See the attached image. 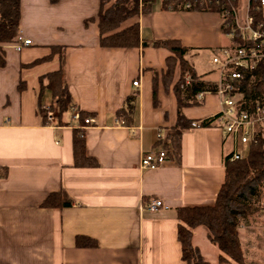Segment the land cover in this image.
<instances>
[{
  "label": "crops",
  "instance_id": "0c3cea01",
  "mask_svg": "<svg viewBox=\"0 0 264 264\" xmlns=\"http://www.w3.org/2000/svg\"><path fill=\"white\" fill-rule=\"evenodd\" d=\"M162 3L155 0L137 20L149 46L124 49L100 44L101 0H21L17 37L32 43L21 51L15 41L0 45V264H187L178 210L214 205L227 157L245 145L217 123L191 127L217 116L220 98L209 93L180 107L181 60L152 45L180 41L199 80L215 85L211 60L230 44L221 14L165 10ZM59 48L72 106L90 124L71 109L70 118L60 116L48 88V75L61 68ZM205 52L210 59L201 70ZM52 108L49 120L44 113ZM124 109L129 116L120 114ZM76 138L84 140L93 165L76 164ZM160 147L167 161L142 168V157ZM58 192L71 205L44 207ZM156 199L164 208L148 210ZM203 228L193 230L192 242L209 264H264V200L239 226L243 263L221 262L220 248Z\"/></svg>",
  "mask_w": 264,
  "mask_h": 264
},
{
  "label": "trees",
  "instance_id": "16d2710c",
  "mask_svg": "<svg viewBox=\"0 0 264 264\" xmlns=\"http://www.w3.org/2000/svg\"><path fill=\"white\" fill-rule=\"evenodd\" d=\"M59 1L51 0L54 4ZM154 3L155 0H101L98 13L101 46L124 49L149 46L141 40L137 20L142 14L150 13ZM189 3L192 5L190 10L213 11L220 14L225 11L230 12L237 7V0H163L162 8L175 11L187 10L185 6ZM258 4L259 1H252V11L260 19H263L262 12L256 10ZM20 19L21 0H0V45L15 41ZM222 29L225 31L223 27ZM152 45L170 50L181 60V78L176 86L180 107L181 105L199 104L196 96L200 92L215 91L214 85H207L199 80L185 58L189 49L184 47L180 41L166 40L155 42ZM55 52L59 54L61 68L48 75V88L57 101L59 114L62 116L70 111L72 98L65 81L64 51L59 48L54 49ZM187 74H191L194 79H198L200 82L191 84L186 90H183L182 86ZM260 74L263 75L262 78H259L251 87L244 88L243 102L245 105L246 103L247 105L255 103L257 100H264V71ZM129 110H131L130 106ZM128 111L124 109L120 114L129 116ZM85 117V114L81 112L80 118L86 119ZM214 118L205 120L202 124L209 126ZM178 124L180 128L185 125L181 115H179ZM179 137L178 134L173 138L174 153H178ZM245 150L241 161L232 162V155L227 157L225 182L214 205L185 207L178 210L180 221L178 236L182 244L183 259L187 264H209L192 242L193 230L197 227L206 228L210 241L218 245L222 252L221 262L226 261L228 257L238 263H243L239 226L243 219L260 208L264 198V129L257 132L256 142L252 141L245 145ZM75 158L77 165L94 164V160L87 156L83 139L76 138ZM43 205L48 208L66 207L71 205V201L63 192H58L50 194Z\"/></svg>",
  "mask_w": 264,
  "mask_h": 264
},
{
  "label": "built area",
  "instance_id": "2783aa9c",
  "mask_svg": "<svg viewBox=\"0 0 264 264\" xmlns=\"http://www.w3.org/2000/svg\"><path fill=\"white\" fill-rule=\"evenodd\" d=\"M252 1L249 0L247 7L243 9L240 0H237L235 9L221 14L224 34L230 39V44L216 49L211 60L219 75V80L214 85L215 91L200 92L196 96L199 102H202L209 93H214L220 98L221 109L212 123H217L225 132L232 135L240 145H246L252 141L256 142L257 132L264 129V100H257L248 105L243 102L244 88L254 85L259 78L263 77L260 72L264 71V15L263 19H260L252 11ZM254 1H259L256 10L263 14L264 0ZM191 7L190 3L185 6L187 10H190ZM31 43V40H23L22 37H17L15 47L21 51ZM198 82H200L198 79L196 80L191 74H187L182 89L186 90L191 84ZM138 84V81L134 82V86H138ZM71 111L74 118H80V112L76 106H72ZM44 116L52 120L54 114L47 109ZM92 122L93 120L89 118L85 120L86 124ZM202 123L201 121H193L191 127L199 128L203 126ZM157 137L159 143L163 145L164 140L161 131ZM167 159V151L163 147L156 148L142 157L141 167L156 169L162 166ZM242 159V151L236 150L232 154V162H238ZM164 206V203L157 199L147 203V209L150 211H157Z\"/></svg>",
  "mask_w": 264,
  "mask_h": 264
},
{
  "label": "rangeland",
  "instance_id": "374dc122",
  "mask_svg": "<svg viewBox=\"0 0 264 264\" xmlns=\"http://www.w3.org/2000/svg\"><path fill=\"white\" fill-rule=\"evenodd\" d=\"M241 1V4H242V8L243 9H245L246 7H247V4L249 3V0H240ZM239 6V5H238ZM240 7V6H239ZM263 15H264V8H263ZM210 59V55L208 54V53H202L201 54V57H200V59H199V68L201 69V70H204L205 69V67H207V63H208V60ZM56 110L57 109H55V108H52L51 110L50 109H48V111H50V112H53V114H55V112H56ZM71 114L69 113V112H66L63 116L64 117H66V118H70L71 116H70ZM246 151V150H245ZM263 200H264V198H263ZM201 231H205V229L203 228V229H201ZM200 231V232H201ZM216 248V247H215Z\"/></svg>",
  "mask_w": 264,
  "mask_h": 264
}]
</instances>
